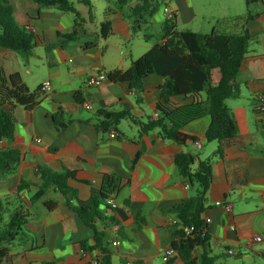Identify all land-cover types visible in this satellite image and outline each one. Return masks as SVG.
Wrapping results in <instances>:
<instances>
[{
	"label": "crops",
	"instance_id": "obj_1",
	"mask_svg": "<svg viewBox=\"0 0 264 264\" xmlns=\"http://www.w3.org/2000/svg\"><path fill=\"white\" fill-rule=\"evenodd\" d=\"M69 1L80 19L74 13L54 8L39 10L32 0H9L16 23L23 30L29 24L35 28L36 46L29 56L17 53L1 56L0 65L7 75L18 74L31 92L42 89L45 81H50L51 90L43 91L39 104L32 110L14 108V139L3 142L2 147L18 150L21 159L15 171L0 182V200L10 198L4 221H8L13 209L27 204L25 198L23 202L13 199L22 179L38 184L39 168L59 172L62 159L70 163L83 159L86 164L77 173V180L68 181L77 189L82 202L90 197L87 183L100 187L104 174L110 173L124 178L112 199L118 209L126 211L127 220L116 214L121 225L108 220L104 225L99 224L100 229H105L112 252L124 264H164L165 252L174 239L168 230L173 217L163 210L195 196L198 190L196 183L185 187L187 181L175 165L176 155L184 152L199 157L192 166L193 172L198 171L200 160L211 163L213 181L202 217L209 222L213 239L221 245L213 248L215 254H221L217 264H264V242H253L257 235L264 238V113L255 111L256 99L264 93V0H172L170 3L176 12L175 31L223 35L248 32L250 36L247 54L235 77L239 95L225 102L247 143L230 149L225 159L217 155L216 142L200 143L201 148L193 141L179 145L163 139L158 129L140 136L142 123L156 119L164 81L161 76L147 77L140 93L130 89L127 83L108 79L100 87L86 85L90 76L128 71L133 61L159 42L165 22L163 0H156L158 9L143 26L157 30L156 41L151 44L149 35L148 39L143 37L145 44L140 46L139 55L134 54L132 46L128 57L122 47L138 33H133L127 19L118 13L107 17L106 1L90 0V6L81 0ZM106 19L111 21L113 30L104 39L101 24ZM74 28L77 36L61 41L59 34L70 33ZM219 79L220 74L215 71L213 82L216 84ZM174 101L186 104L192 99L176 97ZM89 103L91 110L85 107ZM102 110L111 114L129 112L132 119L112 121L105 130L101 126ZM56 122L64 126L61 132ZM210 122L211 117L205 115L187 124L183 133L200 138ZM112 132L117 134L116 138H111ZM217 202L231 204L232 210L227 212ZM46 203L54 204L55 208L49 210ZM27 206L30 216L23 228L25 237L8 244L9 264H94L98 252H83L80 246V238L89 233L88 228L60 193L51 189L41 200ZM139 218L144 223L142 226L138 225ZM114 242L119 244L114 246Z\"/></svg>",
	"mask_w": 264,
	"mask_h": 264
},
{
	"label": "trees",
	"instance_id": "obj_2",
	"mask_svg": "<svg viewBox=\"0 0 264 264\" xmlns=\"http://www.w3.org/2000/svg\"><path fill=\"white\" fill-rule=\"evenodd\" d=\"M39 10L54 8L61 12H71L80 16L69 0H32ZM108 3L106 16L118 13L131 24L133 33L143 30V26L153 17L158 9L156 0H105ZM90 6V0H81ZM175 19L165 21L161 27V38L157 39L154 47L142 57L132 62L126 72L112 71L107 75L108 80L115 83H127L130 89L140 93L144 90V80L151 75L163 78L160 97L156 105L159 115L154 120L142 123L140 136L158 129L161 137L167 141L184 145L188 141L195 143L216 142L217 155L225 159L230 149L243 147L247 137L238 132L237 123L231 116L226 101L237 98L239 87L235 77L244 60L250 41L248 32L243 35H223L217 33L200 34L191 31H175ZM78 26V23H75ZM112 23L106 19L101 24V37L107 39L112 34ZM77 36L74 28L70 33L59 34L61 41H70ZM152 38L151 36H149ZM147 38V35H144ZM148 39V38H147ZM162 40H166L161 44ZM36 46L33 33L23 30L14 20L13 9L9 0H0V57L7 53H17L29 56ZM218 71L219 81L213 82V73ZM43 96L42 89L30 91L21 81L18 74L7 75L0 65V143L14 139L16 118L14 108L24 110L34 109ZM81 102L79 94L75 95ZM176 97L192 99L191 103L178 104ZM101 126L107 130L112 121L130 118L129 112L111 114L102 110ZM205 115L211 117V122L204 135L192 138L183 133V128L190 122ZM57 120V118H55ZM59 132L63 125L56 122ZM21 154L18 150L0 148V182L12 174ZM138 159V156L136 160ZM198 156L189 153H179L175 157V165L183 179L190 185L196 183L198 190L195 196L184 202L165 208L163 212L172 216L175 223L168 226L171 237L172 255L164 264H217L221 254H215L213 248H221L214 240L209 222L202 215L206 210V195L213 181L211 163L199 161L198 171L193 172L192 166ZM135 160V162H136ZM83 159L70 163L62 159V169L55 172L48 167H41L37 171L40 182L34 183L22 179L13 196L15 201L26 199V206L20 205L13 209L8 221L3 215L10 198L0 200V264L10 263V249L8 244L18 237L24 238V226L30 216L28 206L41 200L49 190L60 193L68 207L87 226L89 233L80 238L83 252L97 251L100 264H124L117 257L106 240L105 229L99 224L108 220L111 224L121 225V220H127L125 210L114 208L107 203L120 190L124 178L114 173L104 174L100 187L92 183L90 197L86 202L78 199L77 189L68 183L70 179L77 180V173L85 167ZM23 202V201H22ZM50 210L54 204H45ZM129 207V201L125 202ZM144 224L139 218L138 225ZM193 228L188 233V230ZM121 237L124 233L118 230ZM93 241V244H90Z\"/></svg>",
	"mask_w": 264,
	"mask_h": 264
},
{
	"label": "built area",
	"instance_id": "obj_3",
	"mask_svg": "<svg viewBox=\"0 0 264 264\" xmlns=\"http://www.w3.org/2000/svg\"><path fill=\"white\" fill-rule=\"evenodd\" d=\"M172 2V0H163V10H164V13H165V21H172L176 18V12L171 9L170 7V3ZM25 31L29 32V33H35L36 30L35 28L32 26V25H26L25 26ZM166 40H162L161 41V44H163ZM107 74L102 72V73H99V74H96V75H93V76H90L87 78L86 80V85L89 86V87H100L104 82L107 81ZM51 90V84H50V81H45L42 85V91H50ZM86 109L87 110H91L92 109V104L89 103V104H86ZM255 111L258 112V113H264V93L263 94H260L257 99H256V103H255ZM159 115L158 113L156 114V118H158ZM111 138H116L117 137V134L115 132H112L110 134ZM37 142H40L41 140L40 139H37L36 140ZM196 146L198 148H201V145L199 143H196ZM2 147V143H0V148ZM185 187L186 188H189L190 187V184L188 182H186L185 184ZM107 203L116 208V203L114 201V199L110 198L107 200ZM218 206H222L224 207V209L227 211V212H230L232 210V205L227 203V204H222L221 202H217L216 203ZM172 223H175V221L173 220ZM193 228H190V230H188V233L190 231H192ZM253 242L255 243H263L264 242V238L261 236V235H257L253 238ZM119 243L118 242H114L113 245L114 246H117ZM229 253H233L232 250L229 251ZM172 255V249L170 248L169 250H167L165 252V255H164V261L167 260V258H169L170 256ZM94 264H100V259H96L94 261Z\"/></svg>",
	"mask_w": 264,
	"mask_h": 264
},
{
	"label": "rangeland",
	"instance_id": "obj_4",
	"mask_svg": "<svg viewBox=\"0 0 264 264\" xmlns=\"http://www.w3.org/2000/svg\"><path fill=\"white\" fill-rule=\"evenodd\" d=\"M101 2H105V0H100ZM144 35H149V36H153L151 38V40H149V43H154L156 41V37H157V30L154 28H150V29H143L142 31L138 32V35L136 37H134L132 40H130V43L125 47H122V51L127 55V57L129 56V52L128 49L132 46H134L135 48V55H139L138 53H140V46L145 44L144 42Z\"/></svg>",
	"mask_w": 264,
	"mask_h": 264
}]
</instances>
